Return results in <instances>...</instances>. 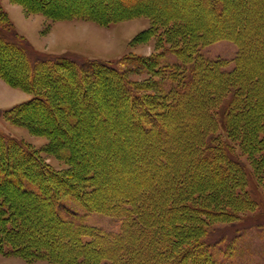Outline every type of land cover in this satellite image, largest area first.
<instances>
[{
	"label": "trees",
	"instance_id": "1",
	"mask_svg": "<svg viewBox=\"0 0 264 264\" xmlns=\"http://www.w3.org/2000/svg\"><path fill=\"white\" fill-rule=\"evenodd\" d=\"M13 1L23 4L30 11L38 7V12L52 20L80 18L107 25L132 13L150 12L154 24L164 29L163 35L169 44L162 51L149 58L130 57L154 76V80L136 87L127 80L121 62L96 59L82 62L64 55L32 58L23 48L25 37L15 33V39H10L12 31L1 19L2 14L8 18V13L0 12V44H5L11 52L12 49L17 51L31 77L29 81L13 79L7 73L11 66L9 61L4 65L0 63V75L11 85L33 94L31 99L7 110V117L33 130L29 117L22 116L30 113L32 108L40 107L35 112L44 113L48 121L45 123L54 132L57 129L67 132L58 142L53 140L51 133L46 134L50 138L49 152L65 158L74 166L78 157L69 148L74 136L66 130L65 122L59 119L51 102L57 103L59 98L68 95L65 99V121L72 129H81L86 122L87 104L96 102L87 80L107 84V91H115L117 95L122 86L126 87L140 106L138 115L132 113L133 126L129 122L127 124L136 126L142 136L152 141L151 144L158 141L152 146L150 142L145 144L151 156L145 161L146 165L140 163L139 166L150 168L151 175L164 171L156 184H162L166 191L160 189L164 192L161 198H154L158 206L156 211L149 201H145L144 193L103 199L98 193L100 188L93 181L96 178L94 170L85 173L72 167L68 171L73 177L64 176L43 160L39 149L0 132V158L3 159L0 162L2 251L21 254L29 259H49L59 264H217L214 248L217 243L211 240L213 226L235 224L258 208V201L248 189L254 177L264 189V104L261 108L256 95L250 100V93L255 91L254 85L259 77L247 75L248 68L243 63L245 48L238 35L223 32L213 36L202 28L203 25L188 23L183 15L156 14L144 5L115 14L96 13L102 5L89 6L90 13L76 12L68 16L66 11L62 13L56 9L57 12L52 10L51 13L44 9L46 7H36V2L30 4L29 0ZM209 4L218 16L224 14L225 0H210ZM218 40H229L237 46L231 69L227 68V60L205 59L200 53L203 46ZM10 51L0 48V55ZM169 54L176 56L177 61L163 60ZM124 62L128 64L129 60ZM15 65L18 68L19 62ZM69 74L76 79V93L67 91L68 87L74 88ZM208 77L215 81H207ZM203 91L208 95L198 98L202 112L198 113L200 123L194 126L190 153H187L186 159L175 154L173 163L168 142L174 134L167 128L164 119L170 118L181 109V105L186 106L194 95L198 96ZM121 94L126 97L127 92ZM122 103L127 105L124 100ZM34 130L40 132L36 128ZM80 154L83 156L84 153ZM245 154L249 156L253 168L243 160ZM157 157L159 159L152 163ZM143 180L141 183H144ZM32 202L38 206L39 212L44 206L49 208L53 218L51 232L58 238L56 241L43 244L46 241L43 237L42 243H37L36 239L26 235L31 231L27 229L29 226L24 228L23 212L29 209ZM70 202L87 213H100L113 219L118 228L107 229L90 224ZM71 249L76 250L68 252ZM233 249L234 246L228 247V253L231 254Z\"/></svg>",
	"mask_w": 264,
	"mask_h": 264
},
{
	"label": "rangeland",
	"instance_id": "2",
	"mask_svg": "<svg viewBox=\"0 0 264 264\" xmlns=\"http://www.w3.org/2000/svg\"><path fill=\"white\" fill-rule=\"evenodd\" d=\"M29 1L32 5L36 2V7L38 5L42 8L46 7L44 9L51 13L52 10L56 9L66 11V15L68 16L76 12L90 13L89 6L97 7L102 5V9H98L99 12L96 13L115 14V12L123 9L133 10L134 6L144 5L156 14L177 13L183 15L188 23L203 25L202 28L212 33L213 36L223 32L238 35V39L245 48V53L249 56L247 57L246 55V60L244 59L243 62L245 65L247 64V75L253 78L257 75L259 77L257 81L258 85L256 84L257 86H255L256 92L252 91L250 93V100L252 101L254 95L258 96L259 105L263 108L264 0H225L226 7L222 16H218L214 12V7L209 4L210 0H119V2L116 0ZM111 3L115 5L112 6L113 4ZM37 8H34L35 11H30L23 4L14 2L13 0H0V12L9 11L10 13L9 15L7 12L8 18L4 14H0L3 23L7 24L9 30L12 31L9 33L10 39H15V33L25 37L24 40L26 42L24 41L23 48L32 58L40 55H64L79 59L82 62L86 59L121 62L120 64L126 72L127 80L134 83L136 87L149 80H154V76L131 59L133 57L149 58L154 54H158L165 45L169 44L167 38L163 35L164 29L160 25L154 24L150 12L132 13L130 16H124L107 25L80 18L52 20L49 16L38 12ZM0 48L7 50V52L10 51L5 44H0ZM200 50L202 57L205 59L220 58L225 61L227 60L229 62L227 68L231 69L234 65L233 59L237 53V46L229 40H218L203 46ZM15 51L12 49V52H9L11 55L8 53L6 55L1 54L0 63H3V65L8 61L11 63L7 73L13 79L16 77L23 81H29L31 73L23 67L21 58L16 53L17 51ZM126 59L129 60L128 64L124 62ZM163 60L177 61V57L169 54ZM15 62H19L18 68ZM69 76L71 77L69 78L71 80L70 84L74 88L68 87L67 91L76 93V79L72 74H69ZM206 80L214 79L208 77ZM248 80H250L249 77ZM86 84L91 85V92H94L92 93L93 99L96 102L87 104L84 115L86 122L81 129H72L65 121L67 116L65 99L68 98V95L65 98H59L57 103H54L53 100L51 102L52 106L57 110L59 119L65 122L66 130L73 134L72 137L74 136L69 144V148L78 157L76 158V165L72 166L70 161L49 152L50 138L47 135L51 133L54 137L53 140L58 142L62 140L61 137L67 132L65 133L62 129H57L54 132V129L45 123L47 120H45L44 113L42 115L40 112H35L40 107L36 109L32 108L30 113H25L22 116V118L29 117L33 124L32 128L34 127L33 130H30L23 124L16 123L13 118L7 117V110L31 99L33 94L11 85L1 75L0 132L20 139L27 145L39 149L43 160L56 170L62 172L64 176H72L68 171L72 167L79 171L82 169L85 173L94 170L96 178L93 181L100 188L98 193L103 199L112 196L144 193L145 201H149L152 204L151 208L154 211L158 210L154 198H161L163 192L160 189H163V186L162 184L157 185L156 182L159 181V175H162L164 171H157L156 174L151 175L152 171L150 168L143 167L142 165L139 166L140 163L146 165L145 161L151 156L148 152L149 150H146L145 144L150 142L152 146L153 144H158V141L151 144L152 141L148 137L142 136L136 126L134 128L127 124L129 122L133 126L131 116L132 113L135 116L139 114V103L134 101L135 99L126 90V87L122 86L118 90L120 92L118 93L119 95H117L115 91H107V84L102 83L100 85L92 80L90 82L87 80ZM102 87H104V90ZM124 91L127 92L126 97L121 94ZM191 94H193V91ZM207 95L206 91H203L198 96L194 95L189 104L186 106L181 105V109H178L172 115L170 114V118L164 119V122L167 123V128L170 131L172 130L171 132L175 135H172L171 140L168 142L172 152L173 163V156L175 154L183 156L186 159L187 153H190L194 126L200 123L198 113L202 112V105L198 101V98H205ZM229 98L227 99L228 101ZM121 99L127 103L126 106L123 105V100L121 101ZM132 101L135 103L130 105ZM58 104L65 107L57 106ZM224 104H226L225 101ZM174 116L177 118L176 120H174ZM35 128L40 130V132L35 131ZM51 142L50 147L53 146V141L51 140ZM80 152L84 153L83 156ZM146 152L148 153L145 156ZM158 159L157 157L152 163ZM2 160L0 158V162ZM243 160H245L249 167L253 168L248 155H243ZM141 180L144 183H141ZM259 184L254 177L248 188L251 190V196L258 201V208L256 210L247 213L235 224L227 226V224L220 223L213 226L214 230L211 233V240L213 239L212 241L217 243L214 245L218 259L217 264H264V189ZM147 191L149 193H146ZM70 204L79 213L84 215L90 224L107 229L118 228V223L113 219L100 213H87L74 202H70ZM28 208V210L23 212L25 220L24 228L26 229L29 226L27 229L31 232H27L26 235L36 239L37 243H42L43 237H46V241L43 244L56 241L58 238L52 235L53 232H51L53 218L49 208L44 206L42 207L43 210L39 212L37 211L38 206L33 202L30 203V207ZM230 246H234L232 255L228 253V247ZM75 250L71 249L68 252L73 253ZM96 261H98V258H96ZM0 264L59 263L49 259H29L21 254L5 253L0 247Z\"/></svg>",
	"mask_w": 264,
	"mask_h": 264
},
{
	"label": "bare ground",
	"instance_id": "3",
	"mask_svg": "<svg viewBox=\"0 0 264 264\" xmlns=\"http://www.w3.org/2000/svg\"><path fill=\"white\" fill-rule=\"evenodd\" d=\"M149 6V5H148ZM57 12V11H56ZM61 12H62V10H61ZM63 13V12H62ZM219 15V14H218ZM62 16V15H61ZM212 31V30H211ZM214 33V32H213ZM228 33V32H227ZM247 55V54H246ZM251 56V55H250ZM255 56V55H254ZM247 57H249L248 55H247ZM251 57H253V56H251ZM261 57V56H260ZM245 59V58H244ZM251 59V58H250ZM246 60V59H245ZM248 61V60H247ZM254 61V60H253ZM257 61V60H256ZM261 61V60H260ZM244 62V61H243ZM246 63V62H245ZM257 63V62H256ZM251 64V63H250ZM254 64V63H253ZM243 65V64H242ZM247 65V64H246ZM252 65V64H251ZM249 67V66H248ZM259 67V66H258ZM254 68V67H253ZM255 70V69H254ZM240 71V70H239ZM251 71V70H250ZM241 72V71H240ZM248 72H249V70H248ZM211 73V72H210ZM246 74V73H245ZM214 75V74H213ZM216 76V75H215ZM218 76V75H217ZM263 78V77H262ZM264 80V79H263ZM262 83V82H261ZM258 85V84H257ZM257 85H254V86H257ZM262 85H263V83H262ZM228 87V86H227ZM263 88V87H262ZM257 89H259V88H257ZM254 91V90H253ZM256 92V91H255ZM260 92V91H259ZM255 96V95H254ZM260 97V96H259ZM262 101V100H261ZM195 102H197V101H195ZM199 104V103H198ZM196 106V105H195ZM199 106V105H198ZM263 106V105H262ZM252 107V106H251ZM256 107V106H255ZM264 107V106H263ZM259 108V107H258ZM251 110H253V108L251 109ZM264 110V109H263ZM254 111H255V109H254ZM259 111V110H258ZM262 111V110H261ZM260 112V111H259ZM235 113V112H234ZM251 113V112H250ZM245 114V113H244ZM252 114H253V112H252ZM258 114V113H257ZM239 115V114H238ZM237 115V116H238ZM259 115V114H258ZM251 116V115H250ZM261 116V115H260ZM259 117V116H258ZM242 118V117H241ZM250 118V117H249ZM251 119V118H250ZM256 119V118H255ZM264 119V118H263ZM204 120V119H203ZM230 120V119H229ZM235 120H236V118H235ZM210 122V121H209ZM234 122V121H233ZM236 123V122H235ZM245 123V122H244ZM251 123V122H250ZM201 124H202V122H201ZM253 125V124H252ZM259 125V124H258ZM260 126V125H259ZM235 129V128H234ZM244 129V128H243ZM259 129V128H258ZM253 130V129H252ZM85 131V130H84ZM237 131V130H236ZM245 131V130H244ZM257 131V130H256ZM253 132H254V130H253ZM252 133V132H251ZM63 135V134H62ZM238 135V134H237ZM249 135V134H248ZM68 137V136H67ZM75 139V138H74ZM250 139V138H249ZM249 141V140H248ZM92 142V141H91ZM94 143V142H93ZM92 143V144H93ZM99 143V142H98ZM249 144H251V143H249ZM106 146V145H105ZM162 168H163V166H162ZM138 169V168H137ZM149 180V179H148ZM211 180H212V178H211ZM217 181V180H216ZM144 182V181H143ZM206 182V181H205ZM208 184H209V182H208ZM164 185V184H163ZM204 185V184H203ZM163 188V187H162ZM163 190V189H162ZM168 190V189H167ZM163 191H166V190H163ZM168 192V191H167ZM164 193V192H163Z\"/></svg>",
	"mask_w": 264,
	"mask_h": 264
},
{
	"label": "crops",
	"instance_id": "4",
	"mask_svg": "<svg viewBox=\"0 0 264 264\" xmlns=\"http://www.w3.org/2000/svg\"><path fill=\"white\" fill-rule=\"evenodd\" d=\"M8 13H9V11H7ZM9 15H10V13H9Z\"/></svg>",
	"mask_w": 264,
	"mask_h": 264
}]
</instances>
